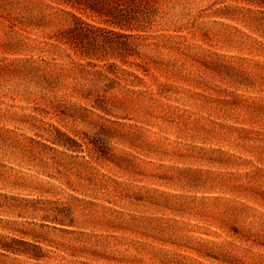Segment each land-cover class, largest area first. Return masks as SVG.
<instances>
[{"label": "rangeland", "instance_id": "374dc122", "mask_svg": "<svg viewBox=\"0 0 264 264\" xmlns=\"http://www.w3.org/2000/svg\"><path fill=\"white\" fill-rule=\"evenodd\" d=\"M172 5L0 0V264H264V0Z\"/></svg>", "mask_w": 264, "mask_h": 264}, {"label": "trees", "instance_id": "16d2710c", "mask_svg": "<svg viewBox=\"0 0 264 264\" xmlns=\"http://www.w3.org/2000/svg\"><path fill=\"white\" fill-rule=\"evenodd\" d=\"M176 0H68L69 4L78 9L89 11L104 19L119 30H137L151 20L161 11L173 10V2ZM163 7V8H162ZM184 14V13H182ZM80 24H87L76 19ZM119 38L129 39L132 35L106 32ZM118 46L125 50L126 43L120 42Z\"/></svg>", "mask_w": 264, "mask_h": 264}]
</instances>
